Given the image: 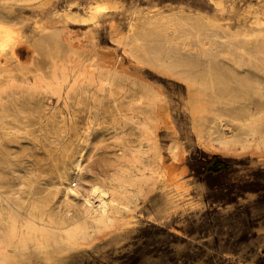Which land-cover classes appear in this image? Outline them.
I'll use <instances>...</instances> for the list:
<instances>
[{
  "label": "rangeland",
  "instance_id": "obj_1",
  "mask_svg": "<svg viewBox=\"0 0 264 264\" xmlns=\"http://www.w3.org/2000/svg\"><path fill=\"white\" fill-rule=\"evenodd\" d=\"M0 24L19 35L0 54V264H264V0H0ZM133 34L214 78L213 130L244 150L197 143L193 92L131 58ZM92 185L113 221L86 216Z\"/></svg>",
  "mask_w": 264,
  "mask_h": 264
},
{
  "label": "bare ground",
  "instance_id": "obj_2",
  "mask_svg": "<svg viewBox=\"0 0 264 264\" xmlns=\"http://www.w3.org/2000/svg\"><path fill=\"white\" fill-rule=\"evenodd\" d=\"M105 8L106 7L103 5L98 6V9H100V10H105ZM173 23H175V22H173ZM159 26H160V23H159ZM164 26H166V25H164ZM157 28L160 29V27H157ZM159 29H156V30H159ZM167 30H168V28H167ZM161 32H162V30H161ZM144 34H146V32L143 33V35ZM145 36H148V34H146ZM149 37H148V39L145 37L147 40L143 41L144 38H143V40H141L138 37V35L133 34V35L126 38L127 42L124 44V46L129 47V49H127V52L130 54V57L133 58L135 61H137L139 64H141L145 67H148L151 70H153V71H155V72H157V73H159L165 77H170V79L175 78L176 80L183 82L187 86V89L189 91H191V93L193 92L191 94V98H190V112H191V115L193 117L192 129L195 133L197 143L200 144L205 150H207L209 152L229 153L233 149H235L236 147H239L242 150H244L246 147L245 144H246L247 140L243 136L235 138L234 136H236V135L234 133H232L233 135L232 134L228 135L227 133L223 132L222 130H218L216 132L217 133L216 134L215 131L213 130L212 125L215 126V123L218 124V128L219 127L222 128V126H221V123L223 122L222 117H224L226 115L224 112H218V111L210 110V108L207 105L208 102H204V98H202L203 91L207 90V89H211L215 85L214 78L208 73L207 75H209V77L197 79V77H195L193 75V73H191L189 70L194 66L193 64H195L191 61L174 60L168 64L165 63L161 59L159 54L152 50L151 45L154 42V40L149 39ZM243 38H245V37H243ZM18 39H19L18 33H16L13 29L7 28V27L0 24V54L3 53L4 51H6V49H9V48L11 50L14 49ZM170 42H171V40L170 41L166 40V43L170 44ZM173 44H172V46H173ZM181 45L183 46V48H185V47H188L189 44L186 43V41H184ZM249 60L250 59L248 58V61ZM252 62H254V61L252 60ZM178 68L181 70L176 71V69H178ZM195 69H197V67ZM194 72H196V70ZM194 91H196V92H194ZM210 92L212 93V89L210 90ZM210 92H207V93H210ZM257 93H258V91H257ZM213 98H214V96H213ZM211 100H213V99H211ZM166 109H168V108H166ZM209 117H211V120H209ZM224 119H225V117H224ZM242 120H243V118H242ZM242 120H240V119L234 120V121H236V126H238L239 132L245 131L244 136H247V137L250 136V137H252V139L254 141L255 137H256V131L252 127V123L251 122H242ZM226 122H227V120H226ZM231 122H232V120H231ZM216 127L217 126H215V128ZM256 141H258L259 144H264V140H262L260 137H258ZM148 147H149L150 152L153 154L154 159L160 160L161 153H160V148H159V145H158L156 138H150L149 139ZM176 153H177V147L172 151L173 157H175ZM151 160H152V158H151ZM69 190H72V188L71 187L68 188V191ZM106 195H108V191L102 186L92 185L88 189L87 194L85 195V199H84L87 217L89 215L90 216L93 215L94 217H97L99 219V221H109L110 222V221L114 220L115 217H114L113 211L114 210L118 211L119 206H122V204L117 202V200H115L113 197H111V200L105 201L104 199H105ZM110 195H113V193H111ZM86 222L88 223V221H86ZM65 228H66L65 226L59 227V229L62 230V233L58 237V242L65 243L69 246H73V245L79 244L80 242H82L86 239L87 232H86L85 226H77L74 228H68V229L64 230ZM50 240H53L55 242L56 238L49 237L48 235H45V242H49ZM80 244H82V243H80ZM6 256H8V255H6ZM4 257H2L3 262L6 259V258L4 259Z\"/></svg>",
  "mask_w": 264,
  "mask_h": 264
}]
</instances>
